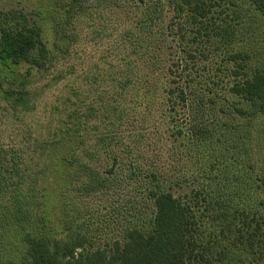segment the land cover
I'll return each mask as SVG.
<instances>
[{
    "label": "trees",
    "instance_id": "16d2710c",
    "mask_svg": "<svg viewBox=\"0 0 264 264\" xmlns=\"http://www.w3.org/2000/svg\"><path fill=\"white\" fill-rule=\"evenodd\" d=\"M138 1L122 52L91 66L73 62L88 0L55 2L49 27L0 7V110L37 119L65 89L0 136V264H264V0ZM148 122L170 143L166 166L152 161L153 216L94 248L84 202L140 156Z\"/></svg>",
    "mask_w": 264,
    "mask_h": 264
},
{
    "label": "rangeland",
    "instance_id": "374dc122",
    "mask_svg": "<svg viewBox=\"0 0 264 264\" xmlns=\"http://www.w3.org/2000/svg\"><path fill=\"white\" fill-rule=\"evenodd\" d=\"M53 1V2H52ZM65 0H0V7L22 9L26 13H33L36 9L41 12L42 19L50 26L49 16L56 14L55 2L63 3ZM145 3L159 5L165 4V0H144ZM139 4L138 0H88L85 15L77 26L80 35L75 61L82 66L100 64L104 57L113 58L115 54L122 52V34L127 28L131 8ZM58 11V10H57ZM164 15L169 13L165 9ZM59 13L57 14V17ZM168 19H166L167 21ZM124 51V53H126ZM135 59V58H134ZM94 89L96 87L93 86ZM65 93V89H52L46 93L40 104L37 119L32 116L15 117L7 115L0 110V136L4 141H9L12 136L18 134L20 129L27 125L35 126L36 120L43 121L46 109L54 104L56 98ZM171 132L181 130L180 139L187 138V125L178 117ZM152 123H145L142 130L136 128L137 133L144 134L143 140H137L140 156H121L116 178L111 188L98 196L86 200L84 203L86 217L80 223L81 229L86 234L91 246L94 248L109 249L114 241H122L124 233L132 227H146L153 216V202L148 196L150 190V172L152 161L157 158L158 164L166 166V158L170 149V143L159 138V134L149 133L153 130ZM165 126L157 131L164 132ZM5 136V137H4ZM8 138V139H7ZM128 159V161L126 160ZM174 163H177L175 160ZM173 163V164H174ZM104 164L111 165L108 160ZM190 163L187 158H182L178 166L187 170ZM189 171V170H188ZM179 191L174 189L176 195L189 190Z\"/></svg>",
    "mask_w": 264,
    "mask_h": 264
}]
</instances>
